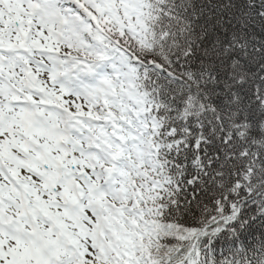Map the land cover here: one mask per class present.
I'll return each mask as SVG.
<instances>
[{
    "label": "snow or ice",
    "instance_id": "obj_1",
    "mask_svg": "<svg viewBox=\"0 0 264 264\" xmlns=\"http://www.w3.org/2000/svg\"><path fill=\"white\" fill-rule=\"evenodd\" d=\"M0 264H264V0H0Z\"/></svg>",
    "mask_w": 264,
    "mask_h": 264
}]
</instances>
